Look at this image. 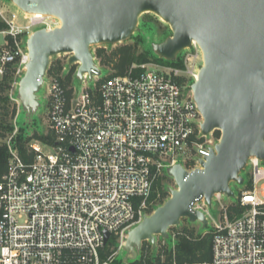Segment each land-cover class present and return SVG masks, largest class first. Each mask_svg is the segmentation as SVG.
<instances>
[{"label":"built area","instance_id":"2783aa9c","mask_svg":"<svg viewBox=\"0 0 264 264\" xmlns=\"http://www.w3.org/2000/svg\"><path fill=\"white\" fill-rule=\"evenodd\" d=\"M59 25L47 16H32L22 27L9 23L3 34L13 37L15 47H0V76L17 65L19 85L29 57L18 36ZM191 49L184 67L148 62L105 80L86 74L80 90L65 83L73 67L76 79L79 63L69 67L67 60L60 74L48 71L54 142L31 141L32 160L26 161L12 145L14 136L7 141L9 163L0 182V264H107L101 259L104 233L110 239L124 237L141 222L155 184L172 166L202 168L220 138L216 132L202 134L203 116L191 85L203 55L196 43ZM248 168L253 188L238 200L249 209L233 221L225 209V221L215 225L212 259L189 264H264V184L258 188L264 183V162L251 158ZM202 205L207 204L197 203L195 209L202 211Z\"/></svg>","mask_w":264,"mask_h":264},{"label":"water","instance_id":"95a60500","mask_svg":"<svg viewBox=\"0 0 264 264\" xmlns=\"http://www.w3.org/2000/svg\"><path fill=\"white\" fill-rule=\"evenodd\" d=\"M23 13L53 17L60 25L32 32L26 43L29 61L19 81L17 99L31 125L41 107L51 59L70 55L79 63L77 81L102 75L93 47L116 45L138 30L140 18L151 13L168 24L172 35L154 44L155 54L174 62L196 43L203 64L191 86L203 116L202 134L221 133L220 141L188 171L182 164L167 170L177 188L171 197L127 233L125 264L139 258L145 242L156 248L183 219L209 225L207 214L217 196L235 199L231 184H245L242 173L251 158L264 162V0H11ZM105 244L111 234L105 232Z\"/></svg>","mask_w":264,"mask_h":264},{"label":"rangeland","instance_id":"374dc122","mask_svg":"<svg viewBox=\"0 0 264 264\" xmlns=\"http://www.w3.org/2000/svg\"><path fill=\"white\" fill-rule=\"evenodd\" d=\"M0 17L8 25L9 23H14L15 25L19 27L27 26L30 23L31 18H32V16L27 15L23 13L22 11H20L11 2V0H0ZM41 28H44V27H37L34 30H32L30 33L20 34L18 36V41L20 42V45L22 47L26 46L29 35L35 30H38ZM171 35H172V30L168 24L163 22L156 15L147 13V14H144L140 18L138 30L130 39H128L125 42L116 44V45L95 46L92 48V50L94 54H96V52L100 49L105 50L106 52L110 53L116 48L130 46L136 49L137 54L139 55L144 54L152 60L151 62L158 63L157 60L159 57L155 54L153 45L163 42ZM8 36L13 39L11 35H5L3 34V32H0V47L2 46H7L10 48L12 47L8 43V40H7ZM193 52H194V49H191V50L187 49L183 51L178 56V58L184 61L187 55ZM67 60H68L67 56L55 57L51 59L50 67L51 65L52 66L57 65L58 62H60L64 66L67 63ZM97 64L102 70V77H101L102 80H105L114 75L115 71L112 66L103 67L101 66L99 60H97ZM12 67L14 71V80L11 85V89L9 90L8 93H9L11 102L17 108V116L15 119L17 127H16L15 132L13 133V136L15 137L19 133L21 126L22 127L26 126L27 121L25 118V114L22 111L21 106H19V101L17 99L19 85H15V82L17 79L16 77H17L18 67L17 65H13ZM1 78L2 76H0V79ZM69 85L73 88H76L77 90H80V88L83 86V84L77 81L75 78L72 79V82ZM89 85L93 86V83L90 80H89ZM47 94H48V84L47 85L45 84L39 94L41 107L39 108L35 116L33 117V123L31 125L29 124L27 128L25 127L26 133L29 134V137L34 136V138L36 139L35 136H46L48 133L52 135V132L49 127L50 124L48 121L49 102H48ZM38 141L40 140L38 139ZM52 142H54V137H53ZM12 145H13V142H12ZM242 176L245 179V184L243 186H239L236 183L231 184V187L236 194L235 199H229L226 196H223L221 200L214 199L212 208H209L207 205L206 206L202 205V211L207 214V217L209 219V225L207 227H204L199 222L191 223L188 219H183L179 226L173 227L169 230L168 232L169 237L167 239H163L160 236L157 237L156 248H154L150 242H145L138 259L144 256L152 260L153 264H171V263L178 264L175 247L181 235H184L186 231H189V232H192L194 236L197 238L204 237L208 234H212L213 236L215 225L225 221V209H227V212H228V208L231 205H234L238 202V197L241 195V193L249 190L248 181L252 179L250 168H247L242 173ZM263 184H264L263 182L260 183L258 188L260 189L263 186ZM176 188H177L176 183L172 178L170 177L164 178L161 182L160 188L158 189V195L156 199L153 200L151 203L150 209H153L155 211L156 208L161 206L162 202L165 203L171 197L170 191ZM260 196L262 195L260 194ZM149 215L150 214L147 213V216ZM126 238H127V235L124 237L122 236L115 237V243L111 247V254L108 256L105 263L125 264L124 259L126 257V252L124 250V244H125ZM132 262H130V264Z\"/></svg>","mask_w":264,"mask_h":264},{"label":"trees","instance_id":"16d2710c","mask_svg":"<svg viewBox=\"0 0 264 264\" xmlns=\"http://www.w3.org/2000/svg\"><path fill=\"white\" fill-rule=\"evenodd\" d=\"M9 25L0 17V32L7 31ZM8 43L13 48L14 40L8 36ZM96 57L100 61L101 66L109 67L112 66L114 69V75H124L128 72L134 64H143L151 62L152 60L144 54H137V51L134 47L124 46L114 49L112 52L108 53L105 50H98L96 52ZM158 63L174 66V67H184V62L181 59H177L174 62L165 61L158 58ZM13 65H9L6 69L4 75L0 79V182L3 175L6 173L9 163V148L7 141L13 136V133L16 130L17 124L15 122L17 116V108L11 102L9 96V90L14 80V71ZM63 65L58 62L57 65L51 66L49 73L60 74L63 69ZM75 68H71L70 73L65 78V83L68 86L74 78ZM71 92H69L70 94ZM29 126V123L26 122V128ZM20 128L19 133L13 138V147L17 149L20 156L26 161L32 160V154L29 153V143L33 140H40L44 143H52L53 137L50 133L46 136H34L29 137V134L26 133V128ZM216 136L221 137V133L216 131ZM168 176H163L154 186L153 193L150 198V203L156 199L158 195V189L161 186V182L164 178ZM252 180L248 181L247 191L252 190ZM164 202L161 203L163 205ZM249 207H243L240 205L239 200L236 204L231 205L228 208V219L230 221L235 220L236 218L241 217ZM154 210L149 209L148 213L151 214ZM115 243V237L113 236L108 243L104 246L101 251L102 261H106L108 256L111 254V247ZM212 246H213V236L208 234L204 237H195L192 232L186 231L184 235H181L178 243L175 247V252L178 260V264H187L193 263L196 261H208L212 259ZM131 264H153V261L146 257H141L133 261ZM172 264V263H171Z\"/></svg>","mask_w":264,"mask_h":264},{"label":"bare ground","instance_id":"6f19581e","mask_svg":"<svg viewBox=\"0 0 264 264\" xmlns=\"http://www.w3.org/2000/svg\"><path fill=\"white\" fill-rule=\"evenodd\" d=\"M34 18H41L42 17V15H35V16H33Z\"/></svg>","mask_w":264,"mask_h":264}]
</instances>
